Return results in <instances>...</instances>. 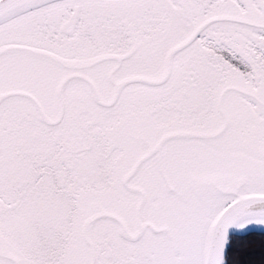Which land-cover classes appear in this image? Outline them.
Here are the masks:
<instances>
[{"label": "snow or ice", "instance_id": "obj_1", "mask_svg": "<svg viewBox=\"0 0 264 264\" xmlns=\"http://www.w3.org/2000/svg\"><path fill=\"white\" fill-rule=\"evenodd\" d=\"M0 264H264V0H0Z\"/></svg>", "mask_w": 264, "mask_h": 264}]
</instances>
